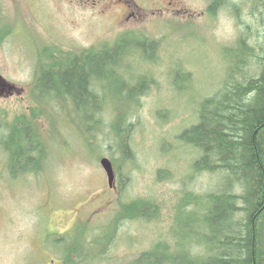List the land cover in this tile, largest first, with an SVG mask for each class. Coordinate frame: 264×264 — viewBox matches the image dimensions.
I'll return each instance as SVG.
<instances>
[{"label":"rangeland","instance_id":"obj_1","mask_svg":"<svg viewBox=\"0 0 264 264\" xmlns=\"http://www.w3.org/2000/svg\"><path fill=\"white\" fill-rule=\"evenodd\" d=\"M210 3L0 0V76L17 89L0 97V264H38L49 250L56 252L53 264L60 254H67V264H129L161 241L170 244L172 236V248L184 247L161 250L159 264L171 254L176 264H190L184 252L199 230L192 213L179 210L180 198L211 191L213 179L191 177L196 156L178 137L196 121L197 103L223 84L233 56L225 51L236 48L242 35L254 53L263 42L259 0H230L215 14L208 12ZM129 35L156 46L149 61L138 57L119 70L126 83L151 81L147 93L125 110L131 159L124 160L110 132L113 104L105 108L104 130L96 135L101 127L90 121L86 131L83 111L75 114L66 101L52 102L34 82L39 61L50 53L66 63L68 54ZM248 70L249 76L259 72L256 61ZM102 94L116 99L110 80ZM103 157L114 169L112 187L99 165ZM28 168L37 172H22ZM134 201L150 207L140 202L131 213L150 216L116 221L120 206ZM193 247L191 256H200Z\"/></svg>","mask_w":264,"mask_h":264},{"label":"trees","instance_id":"obj_2","mask_svg":"<svg viewBox=\"0 0 264 264\" xmlns=\"http://www.w3.org/2000/svg\"><path fill=\"white\" fill-rule=\"evenodd\" d=\"M229 3L230 0H211L208 12L215 14ZM257 6L261 8L256 10L257 21L263 31L260 53H254L243 35L237 40L236 48L225 51L233 56L227 64L223 84L212 96L197 103L196 121L178 137L196 156L190 165L191 177L207 175L213 179L211 191L187 192L180 198L179 210H189L199 230L190 243L192 246L184 252L185 257L191 258L190 264H264V0H259ZM155 46V42L129 35L120 37L113 45L89 49L80 55L68 54L66 63L58 61L53 52L39 61L34 84L45 87L49 92L46 97L52 102L66 101L75 114L83 111L86 131L91 129L90 121L101 127L96 135L104 130L105 108L113 104L110 132L124 160H128L131 156L125 141L128 129L123 127L127 118L125 110L147 93L151 81L139 77L126 83L119 70L122 66L127 68V62L138 61V57L141 62L149 61L152 56L148 52H153ZM251 60L256 61L259 69L254 76H249ZM182 74L190 79L189 73ZM108 79L117 93L116 99L110 101L102 94ZM40 147L41 143L35 141L34 150L40 152ZM30 168L22 172H37ZM140 202L150 207L143 201L125 203L120 206L116 221L146 220L150 216L146 211L131 213ZM173 241L170 244L161 241L163 244H156L129 264H159L161 250L184 247L174 243L172 248ZM193 246L200 249V256H191L189 249L193 250ZM169 256H162L164 263L176 264L177 257Z\"/></svg>","mask_w":264,"mask_h":264},{"label":"flooded vegetation","instance_id":"obj_3","mask_svg":"<svg viewBox=\"0 0 264 264\" xmlns=\"http://www.w3.org/2000/svg\"><path fill=\"white\" fill-rule=\"evenodd\" d=\"M88 1H91V0H88ZM97 1L99 0H93V4L96 3ZM2 84L0 85V97H10V96H13L17 92V89L11 83L7 82L5 83V86H4V82ZM45 213L46 212L44 211V214ZM43 254H44L43 258L39 257L38 264H46V260H48L49 264H53V262H55L54 255H56V252L52 253L49 250L47 252H44ZM57 259L59 260L58 264H67V254L66 255L60 254Z\"/></svg>","mask_w":264,"mask_h":264},{"label":"water","instance_id":"obj_4","mask_svg":"<svg viewBox=\"0 0 264 264\" xmlns=\"http://www.w3.org/2000/svg\"><path fill=\"white\" fill-rule=\"evenodd\" d=\"M4 82V86H5V83L6 80L0 76V85ZM3 85V84H2ZM3 86V87H4ZM99 165L100 167L102 168L103 172L105 173V176H106V179H107V183H108V186L109 187H112L113 185V182L115 180V173H114V169H113V166H112V163L109 159L103 157L99 160Z\"/></svg>","mask_w":264,"mask_h":264},{"label":"bare ground","instance_id":"obj_5","mask_svg":"<svg viewBox=\"0 0 264 264\" xmlns=\"http://www.w3.org/2000/svg\"><path fill=\"white\" fill-rule=\"evenodd\" d=\"M208 95V94H207Z\"/></svg>","mask_w":264,"mask_h":264}]
</instances>
